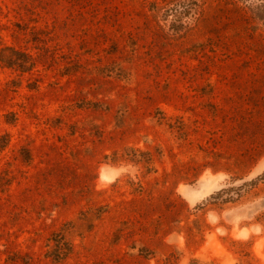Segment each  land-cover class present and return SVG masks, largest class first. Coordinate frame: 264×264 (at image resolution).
Listing matches in <instances>:
<instances>
[{
  "label": "rangeland",
  "instance_id": "1",
  "mask_svg": "<svg viewBox=\"0 0 264 264\" xmlns=\"http://www.w3.org/2000/svg\"><path fill=\"white\" fill-rule=\"evenodd\" d=\"M194 2L0 0V264H264V30Z\"/></svg>",
  "mask_w": 264,
  "mask_h": 264
},
{
  "label": "trees",
  "instance_id": "2",
  "mask_svg": "<svg viewBox=\"0 0 264 264\" xmlns=\"http://www.w3.org/2000/svg\"><path fill=\"white\" fill-rule=\"evenodd\" d=\"M194 1L196 0H193V3H195ZM238 2L247 9L252 20L264 30V0H238ZM184 3L185 2L176 3L169 11V18L189 16L190 11L185 9ZM0 62L6 67L15 69L21 73L32 71L37 63L31 54L11 47H5L0 50ZM4 121L8 125H14L17 118L15 114L12 113L6 116ZM2 122L3 120L0 118V126L2 125ZM11 138L12 136L9 132L0 134V155L10 145ZM225 193L226 188L222 189L218 193V196H221L223 203L231 202L232 200H230V198L222 196ZM48 251L49 258L55 262H61L72 252V244L67 240L65 234L57 233L50 240Z\"/></svg>",
  "mask_w": 264,
  "mask_h": 264
}]
</instances>
